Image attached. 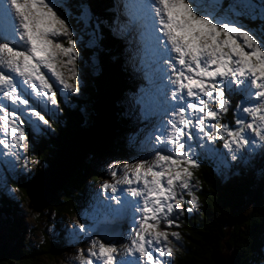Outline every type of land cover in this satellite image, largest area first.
<instances>
[{"label": "snow or ice", "instance_id": "6c2138e0", "mask_svg": "<svg viewBox=\"0 0 264 264\" xmlns=\"http://www.w3.org/2000/svg\"><path fill=\"white\" fill-rule=\"evenodd\" d=\"M114 11L102 17L86 0H0V189L18 191L9 182L19 163L30 171V142L54 131L57 95L81 92L80 50H103L107 30L146 81L121 100L142 125L129 144L139 140L145 155L109 165L113 183L102 189L112 197L97 199L69 238L89 242L79 264H171L181 236L168 229L200 206L197 147L224 175L229 159L264 174V0H121ZM236 94L235 126L219 123ZM129 218L126 235L110 227Z\"/></svg>", "mask_w": 264, "mask_h": 264}, {"label": "trees", "instance_id": "16d2710c", "mask_svg": "<svg viewBox=\"0 0 264 264\" xmlns=\"http://www.w3.org/2000/svg\"><path fill=\"white\" fill-rule=\"evenodd\" d=\"M86 2L97 15L110 17L115 14L113 0H86ZM104 35L103 50L94 48L97 57L99 56L100 73L95 77L88 71L90 82L88 96H90L89 104L97 111L96 114L106 118L105 132L77 169L72 182L58 193L57 200L51 206L62 216H80L81 207H85L86 197L89 195L90 188L86 186V180L90 179L93 185L99 183L100 172L95 167L97 162L111 155L127 158L132 156L133 152L131 147L123 145L122 140L120 141L124 132L129 133L135 128L132 127L134 121L122 115L124 108L119 105L125 91L127 93L134 91V81L131 83L132 70L129 71L128 54L125 53L126 45L121 40L113 39L107 30ZM82 55L87 62L93 51L84 48ZM80 100L76 98L74 103L77 105L73 107L64 105L66 106L63 108L66 110L64 118L57 125L53 123L54 131L51 134L32 141L31 154L40 158V162L45 164V169L53 163L58 149L70 145L78 138L79 133L87 128L86 118L82 113V103H78ZM199 162L201 166L193 170L194 179L200 182L197 193L199 199L205 203L193 216L186 214L184 221L181 219L185 242L181 253L177 256L176 264H216L215 257L223 251L227 237L229 239L225 244L233 249V264H259L262 256L264 257L261 251L264 247L262 184L257 193L253 194L252 183L249 186L248 182L227 183L222 177L224 174L217 171L213 161L199 158ZM42 173V170H38L31 175L37 177ZM20 175L24 178L23 174ZM22 180L14 181L18 183ZM30 180H24L25 183L22 184V192L25 193L26 200L27 182ZM17 186L21 185L18 183ZM16 206L7 198H3L0 204V220L3 216L16 215L18 211ZM250 208L251 212L247 214ZM229 224L234 226L232 232H227ZM63 247L62 243H57L55 240L51 242L49 238L37 247L25 246L18 238L14 243L0 245V264H37L43 258L54 260L60 256Z\"/></svg>", "mask_w": 264, "mask_h": 264}, {"label": "rangeland", "instance_id": "374dc122", "mask_svg": "<svg viewBox=\"0 0 264 264\" xmlns=\"http://www.w3.org/2000/svg\"><path fill=\"white\" fill-rule=\"evenodd\" d=\"M113 2H119L121 3V0H113ZM87 36L85 37V40H87ZM126 45V44H125ZM127 47V45H126ZM87 48V47H85ZM91 49L93 51V55L90 56V59L87 60V62L84 61V57H83V53H84V48H82L80 50V56L77 62V67H78V76L79 79L81 81V92L78 95H74L71 93H66L69 97V99L65 100L64 97L62 95H57V100L58 103L60 105V111L57 117V121L61 122L64 118V115L66 113V110L63 109L65 108L64 105L67 106H71L73 107V105H77L76 103H74V100L76 98H80V102L78 103H82V113L84 118H86V127L89 128L94 120L96 119V114L97 111L94 110V108L89 104L90 101V96H88V84L89 82V75H88V71L91 72L95 77H97L100 73V68H99V56L97 57V54L94 51V48H88ZM81 63V64H80ZM102 66V65H101ZM131 67V65H130ZM132 69V67H131ZM137 77V74H136ZM133 86L136 87V90L141 86V85H146V81L143 80V77L139 76L137 79L135 78V75L133 76ZM137 82V83H136ZM166 82V81H165ZM137 84V85H136ZM92 87V86H91ZM127 92H124L123 97L125 96ZM74 99V100H73ZM230 101H231V107L229 108V111L226 114H221V116L218 118V122L222 123V124H229L230 126H235V120H236V115L234 114V110L236 109V105L238 102L241 101V96L239 94H236V99H235V95H232L229 97ZM73 100V101H72ZM122 100V98H121ZM121 100H120V106L122 107L121 104ZM123 111V110H122ZM124 112V111H123ZM123 115V114H122ZM58 122H53L55 123V125H57ZM137 123H135L134 125H132V127L134 126L135 129H133L131 132H135L137 130V128L141 127V126H136ZM59 127V126H58ZM57 128V127H56ZM122 133V132H121ZM129 133L124 132V135L122 134L123 138L120 139V141L122 140V142L124 143L123 145H127V147H131L133 152H132V156H129L127 158H122L120 156H116V155H111L106 157L105 159H103L101 162H97L95 164L96 169H98V171L100 172V179H99V183H96L95 185H93L90 179L86 180V186H88V188H90L88 191L87 197H86V205L85 207H81V211H80V216L79 217H75V216H71V215H61L58 210H56V208H51L52 205L48 206L47 208L43 209L41 212L40 211H36L35 210V206L32 204L31 199L25 197V193L22 192V184L25 183L24 180H30L27 182V185L31 182H34L37 177H33L31 174H34V171H38V170H42V172H44L45 170V164H43L42 162H40V158L36 157L35 154H31L32 153V141H31V137H30V147L29 149L24 153L25 157H27V161H28V168L30 169V171L28 172H23V162L18 164V168L17 171L20 174H23L22 178L21 175H19L15 180H21L22 181L18 182L19 185L21 186H17L18 183H16L14 180H11V182H9V187L12 189H18V191H14V192H5L2 189H0V204H1V200L3 198H7L8 200H10L13 204H16L17 206V214L16 215H12L11 217L9 216H3L0 220V245L3 244H10V243H14L15 241L22 240V244H24L25 246H32V247H37L41 244H43L44 240L46 238H49L50 241H56L57 243H62L63 250L62 253L60 254V256H58V258H55L54 260H49L47 258H43L41 259L39 262H37V264H79V262L75 259V255L77 253L78 250L83 249L85 252H87L88 248H89V242L86 239H70L69 238V232L71 231V227L74 224H79V223H83L85 222V218H86V214L88 212H90L91 209V205L95 203V201L97 199L104 201L105 197L111 198L113 193L111 192V190H107L104 191L102 189V185L105 182H108L109 184L113 183V180L111 178V175L109 173V165L114 164V163H118V164H122V163H136L138 162V158L142 155H145V153L141 150V146L139 143V140L135 143L130 145L129 141H128V135ZM144 134H141L140 139H143ZM194 145L196 144V141L194 140L192 142ZM222 147V149L220 150L221 152H226L225 149H223L222 146V142L221 141H216L214 147L218 148ZM197 153H200L199 158L200 159H205L208 160L204 157V155L202 154V149H200L199 147L196 148ZM131 155V154H130ZM212 161V160H210ZM229 164L234 165L232 167V169L230 170L228 175H224L222 176L227 183H233V184H242L243 182H248V186L252 183V191L251 193H257V190L259 189L260 185L262 184L263 186V190L261 191V194L263 195V199H264V174H262L259 171V168H250V167H244L242 165L236 164V162H232L229 159ZM214 164L216 165L217 171L224 173L223 172V168L220 167L218 168L217 163L214 162ZM195 179H194V171H193V183H195ZM72 182V180L70 181ZM68 182L65 187H67L69 185ZM200 186V184H199ZM24 187V186H23ZM64 187V188H65ZM63 188V189H64ZM118 188L121 189H127L128 185H118ZM200 188V187H199ZM59 190V192H62V190ZM199 193V192H198ZM197 193L198 196V203H199V208L193 210V212L191 214L185 212L184 216L186 214L193 216L197 211H200L201 205L204 204L205 202H203V200L199 199V195ZM28 195V194H27ZM117 195H120V193L118 192ZM124 195H127V192H124ZM15 197V198H13ZM58 197V194H57ZM130 198V197H129ZM185 199L187 200L188 197H185ZM57 200V198H56ZM55 200V201H56ZM30 203V204H29ZM188 205H184V207H187ZM32 207V208H31ZM253 207V206H252ZM51 208V209H50ZM57 211V212H55ZM60 211V210H59ZM251 212V208L247 210V214H250ZM184 216L180 217V220L182 219L184 221ZM137 218H139V215L137 214ZM179 220V224L180 227L179 228H175L172 227L171 229H168L169 231H177L179 232L180 236H181V240L175 242V251H174V259L171 261V264H176L177 263V259H178V255L181 253L183 246H184V242H185V237L183 236L184 234L182 233V227L183 225H181L182 220ZM129 222L132 223L131 218L128 219ZM118 224H122L121 221H119L116 224H113L110 227H114V228H118ZM232 224H229V227L227 229V232H232L234 230V226H231ZM130 230V228H129ZM128 230V231H129ZM128 231H122L125 235L127 234ZM121 232V231H120ZM82 236V234H81ZM229 239V237L226 238V240L224 241L225 243L227 242V240ZM224 243V249L223 251L219 254V256H221L222 254L225 253V251H227V246ZM119 247V244L117 245ZM231 249V248H230ZM262 253H264V247L262 248ZM233 254V253H232ZM234 259V257H233ZM259 264H264V257L262 256V259H260Z\"/></svg>", "mask_w": 264, "mask_h": 264}, {"label": "water", "instance_id": "95a60500", "mask_svg": "<svg viewBox=\"0 0 264 264\" xmlns=\"http://www.w3.org/2000/svg\"><path fill=\"white\" fill-rule=\"evenodd\" d=\"M105 123V116L96 115L93 124L89 128L82 130L78 138L70 145L62 146L58 149L53 163L42 174L37 176L34 182L27 185V194L36 211L41 212L55 202L58 191L63 189L73 179L80 164L96 147L101 136L104 135ZM99 126L101 127L100 129H98ZM89 133H93L94 136L89 138ZM83 141L85 142L81 146ZM232 253L233 249L227 246V251L224 254L221 256L218 254L215 257V263L233 264Z\"/></svg>", "mask_w": 264, "mask_h": 264}, {"label": "bare ground", "instance_id": "6f19581e", "mask_svg": "<svg viewBox=\"0 0 264 264\" xmlns=\"http://www.w3.org/2000/svg\"><path fill=\"white\" fill-rule=\"evenodd\" d=\"M118 1H119V0H118ZM117 4H119V2H118ZM100 128H101V127L99 126L98 129H100ZM104 128H105V127H104ZM98 129H97V130H98ZM90 134H91V135H90ZM77 135H78V134H77ZM92 136H94V134H93V133H89V136H88V137L91 138ZM76 138H77V137H76ZM74 140H75V139H74ZM74 140H73V141H74ZM94 140H95V139H94ZM85 141H86V140H85ZM85 141H83V142L81 143V146H83V144H84ZM81 164H82V163H81ZM81 164H80V165H81Z\"/></svg>", "mask_w": 264, "mask_h": 264}]
</instances>
